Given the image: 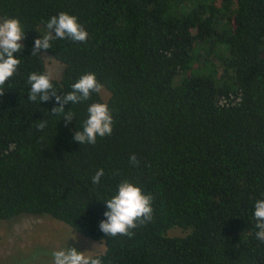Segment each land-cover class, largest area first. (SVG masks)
Here are the masks:
<instances>
[{
  "label": "trees",
  "instance_id": "1",
  "mask_svg": "<svg viewBox=\"0 0 264 264\" xmlns=\"http://www.w3.org/2000/svg\"><path fill=\"white\" fill-rule=\"evenodd\" d=\"M0 17L22 33L0 45V221L104 241L86 264H264V0H0Z\"/></svg>",
  "mask_w": 264,
  "mask_h": 264
},
{
  "label": "rangeland",
  "instance_id": "2",
  "mask_svg": "<svg viewBox=\"0 0 264 264\" xmlns=\"http://www.w3.org/2000/svg\"><path fill=\"white\" fill-rule=\"evenodd\" d=\"M21 36L17 20L0 17V45L18 41ZM42 55L51 77L61 79L64 64L47 51ZM102 95L107 100L110 93L103 89ZM185 234L181 228L169 230L171 236ZM105 250L104 241L84 236L47 214L23 213L0 221V264H86Z\"/></svg>",
  "mask_w": 264,
  "mask_h": 264
}]
</instances>
